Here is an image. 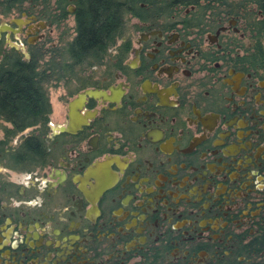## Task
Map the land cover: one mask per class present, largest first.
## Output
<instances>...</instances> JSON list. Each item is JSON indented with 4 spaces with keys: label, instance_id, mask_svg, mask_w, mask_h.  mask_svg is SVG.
Wrapping results in <instances>:
<instances>
[{
    "label": "flooded vegetation",
    "instance_id": "1",
    "mask_svg": "<svg viewBox=\"0 0 264 264\" xmlns=\"http://www.w3.org/2000/svg\"><path fill=\"white\" fill-rule=\"evenodd\" d=\"M139 5L78 72L45 44L73 0H0V65L18 54L49 109L13 136L0 117V264H264V66L245 13Z\"/></svg>",
    "mask_w": 264,
    "mask_h": 264
},
{
    "label": "trees",
    "instance_id": "2",
    "mask_svg": "<svg viewBox=\"0 0 264 264\" xmlns=\"http://www.w3.org/2000/svg\"><path fill=\"white\" fill-rule=\"evenodd\" d=\"M17 1L10 0V5ZM141 2L153 4V8L192 5L194 9L197 7L201 10V14L192 15L194 18L210 12L209 15L244 11L242 17L252 39V57L257 64L264 66V0H73L74 35L67 42L64 55L75 65L86 66L100 62L108 47L119 37L125 14L140 9ZM247 3L254 5L256 16H251V12L248 14L245 8ZM203 24L209 25L206 22ZM3 57L9 58V61H3L0 65V117L10 123L3 128L4 133L13 136L37 121V117L41 118L43 128L49 109L45 94H37L32 68L24 70L23 64L15 60L18 54L13 50L6 52ZM38 96L41 98L40 105H37ZM36 138L32 136L24 141L23 146L27 152H35ZM255 242L257 250L264 248V233Z\"/></svg>",
    "mask_w": 264,
    "mask_h": 264
},
{
    "label": "rangeland",
    "instance_id": "3",
    "mask_svg": "<svg viewBox=\"0 0 264 264\" xmlns=\"http://www.w3.org/2000/svg\"><path fill=\"white\" fill-rule=\"evenodd\" d=\"M229 1L233 2L236 0H229ZM49 4H50V2H49ZM188 7L189 6H185V7L182 6L181 9L188 8ZM245 8H246V10L249 11L248 14L251 12V16L255 15V8H254L253 4L247 3V4H245ZM196 9H199V8L196 7ZM234 10H238V9H234ZM206 12L208 13V10ZM242 12H244V11L239 10V12H237V14L239 16H241ZM124 18H125V21L127 22L128 17L125 15ZM73 35H74V19H73V16L70 13H68L63 19H61L58 22L57 27H55L51 33V38L48 41H46L45 44H47V45H50L52 43L55 44L58 48H61V50H62V53L60 55H64L65 46H66L67 42H69L72 39ZM243 41L244 42H252V39L250 36L248 37V35H246L244 37ZM263 49H264V41H263ZM47 56L48 55H46L44 57H47ZM77 67H80V69ZM74 70H76L78 72L83 71L81 65L75 66ZM51 95H52V99L54 100V95H55L54 89L51 91Z\"/></svg>",
    "mask_w": 264,
    "mask_h": 264
}]
</instances>
